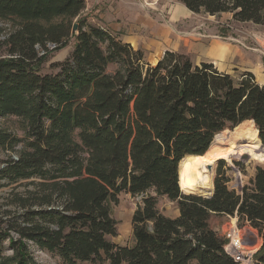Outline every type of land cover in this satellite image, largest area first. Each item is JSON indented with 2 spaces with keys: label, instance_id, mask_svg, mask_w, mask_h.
Returning <instances> with one entry per match:
<instances>
[{
  "label": "trees",
  "instance_id": "trees-1",
  "mask_svg": "<svg viewBox=\"0 0 264 264\" xmlns=\"http://www.w3.org/2000/svg\"><path fill=\"white\" fill-rule=\"evenodd\" d=\"M179 1L195 14L264 27V0ZM86 10L85 0H0V148L16 154L0 167V188L39 180L17 198V213L0 208V264H36L29 244L66 264H237L211 227L215 217L259 231L253 264H264V168L241 194L229 187L225 158L210 163L201 197L181 182L184 161L207 156L227 135L248 130L264 147V84L251 73L237 82L181 53L148 64L141 50L88 22ZM72 39L70 58L42 74L50 46ZM14 117L23 139L2 127ZM123 192L143 196L132 216L135 244L124 248L109 240L118 236L110 202ZM163 197L179 217L160 212Z\"/></svg>",
  "mask_w": 264,
  "mask_h": 264
},
{
  "label": "rangeland",
  "instance_id": "rangeland-1",
  "mask_svg": "<svg viewBox=\"0 0 264 264\" xmlns=\"http://www.w3.org/2000/svg\"><path fill=\"white\" fill-rule=\"evenodd\" d=\"M86 1V0H85ZM178 1V0H174ZM93 14V12H92ZM88 15V14H87ZM84 17H87L88 16ZM230 17L229 14H223V16L218 17V19L211 20V18H201V20L205 22L209 21H216L214 24L220 26L222 29H218V36L221 38H228L229 43L233 46L240 48V56L238 55L233 61H229L225 63V65H219V70L222 72L229 71L231 76L236 79L237 82L241 79V75L244 73H252V75L256 78L257 82L264 81V27L263 26H256V25H244V24H236ZM98 17H96L95 22L89 21L91 24H98L100 21H97ZM102 26V25H101ZM137 35L136 33L134 34ZM115 36V35H114ZM121 40V36H117V38ZM75 46V39L69 43L68 46L54 51V47H50L52 51L51 56L49 57V61L44 64L42 74H56L58 71L52 68V65L62 63L66 61L72 55L73 49ZM218 58V57H217ZM150 61V60H149ZM148 63V61L146 60ZM151 62L154 63V59H151ZM227 65V66H226ZM117 70L116 66H110L108 69L109 73H114ZM2 127L5 131H9L10 133L16 135L18 138L23 139L26 136L24 130L23 121L17 117L14 118H7L1 120ZM230 130V129H228ZM239 133V132H236ZM250 134V131L248 132ZM235 134V133H234ZM227 135V137H231L232 135ZM256 138L257 136L253 134ZM225 137V138H227ZM242 139V138H241ZM224 140V139H222ZM243 139L240 143H243ZM222 142V141H220ZM232 144V141H228ZM255 146L250 148L253 149L251 152L247 153L250 155L248 160H230L232 158V154L236 153H243V152H232V153H225L221 150H215L219 148L218 146L221 145L216 144L214 145L210 153L207 155V162L202 166L201 173L199 176V183L198 189L193 195H199L204 193V182L208 175L210 174V170L208 167L210 163L213 162L215 159H228L229 161H225L224 172L226 173L227 177L229 176L230 182L229 187L231 190H235L238 194L242 193V190L245 186H251V181L255 177L257 170L259 167L264 168V147H260V140L258 138L255 141ZM249 149V150H250ZM15 156L9 151L3 150L0 148V167L5 166L6 160H8L11 156ZM251 160V161H250ZM220 161H218L215 170L216 175L218 172ZM32 180L39 182V180L31 179L30 181H22L17 183L16 185L10 187H1L0 188V208L3 210L13 211L16 212L17 206L16 201L17 198H27L28 193L35 192V185L30 184ZM185 190V189H184ZM186 192V191H185ZM154 195V192L151 193ZM143 196L138 195V197H133L130 194L124 193L118 196V204L110 202L111 208V215L114 218L118 225H117V237H109V240L114 244L118 245L119 247L128 246L132 247L135 244L134 240V233L132 232V216L134 212L138 209L140 205H142ZM158 207L160 212L166 217L177 218L179 215L178 211V204L176 202H172L169 199L163 197L158 199ZM37 208V207H35ZM17 213V212H16ZM236 224L239 230L243 231L244 235L247 233L249 234V230L253 233L257 234L261 239L258 241V245L256 247V253L262 247V238L260 237L259 231L253 229L249 224L240 225L238 223V218L233 217H215L211 220V227L212 229L216 230L217 233L221 238H224V233L227 229ZM225 239V238H224ZM28 250L31 252L32 257L36 264H66L63 262L59 257L47 253L45 251H41L38 249L34 244L28 245ZM6 257L8 259H12L13 252H11L9 245L6 244ZM255 253V254H256ZM12 264V263H6ZM79 264H92V263H79ZM94 264H100L95 262ZM108 264V263H103ZM193 264H198L194 262Z\"/></svg>",
  "mask_w": 264,
  "mask_h": 264
},
{
  "label": "crops",
  "instance_id": "crops-1",
  "mask_svg": "<svg viewBox=\"0 0 264 264\" xmlns=\"http://www.w3.org/2000/svg\"><path fill=\"white\" fill-rule=\"evenodd\" d=\"M86 7L88 22H95L98 17L100 22L96 26L112 36L120 35L122 42L141 50L145 61L151 65L159 62L167 52L184 54L198 66L213 63L217 68L240 56V48L229 43L228 38L217 35L222 28L214 24L216 21L201 20H214L229 13L220 16L195 14L179 0H86ZM220 72L231 75L228 70ZM258 83L263 85L264 81Z\"/></svg>",
  "mask_w": 264,
  "mask_h": 264
},
{
  "label": "bare ground",
  "instance_id": "bare-ground-1",
  "mask_svg": "<svg viewBox=\"0 0 264 264\" xmlns=\"http://www.w3.org/2000/svg\"><path fill=\"white\" fill-rule=\"evenodd\" d=\"M248 130H242V132L235 133L231 137L223 138L224 140H220L216 142V144L219 145L217 149L215 150H221L225 153H232V152H243L248 151L250 148L255 146L254 140L258 142V138H256L253 134L248 133ZM231 134V133H229ZM222 136V135H221ZM244 140L243 143H240L242 139ZM216 140V138H215ZM228 141H232V144ZM214 143V142H213ZM213 145V146H214ZM208 156L202 157H190L187 160L184 161L182 167H181V182L182 186H184V189L186 193L193 195L196 190L198 189V183H199V176L201 173V168L204 164L207 162ZM200 196L204 194H199ZM195 195V196H199Z\"/></svg>",
  "mask_w": 264,
  "mask_h": 264
},
{
  "label": "built area",
  "instance_id": "built-area-1",
  "mask_svg": "<svg viewBox=\"0 0 264 264\" xmlns=\"http://www.w3.org/2000/svg\"><path fill=\"white\" fill-rule=\"evenodd\" d=\"M224 238L225 251L237 264L254 263L257 243L261 240L257 234L249 230V234L244 235L243 231L233 224L224 233Z\"/></svg>",
  "mask_w": 264,
  "mask_h": 264
},
{
  "label": "water",
  "instance_id": "water-1",
  "mask_svg": "<svg viewBox=\"0 0 264 264\" xmlns=\"http://www.w3.org/2000/svg\"><path fill=\"white\" fill-rule=\"evenodd\" d=\"M75 29H76V27H75ZM262 145H264L263 143H262ZM186 157H188V156H186ZM249 159V156L248 155H244L243 156V158H242V160H248ZM180 165H181V163L179 164V167H178V171H179V169H180ZM209 170H212V168L211 167H209ZM179 174H180V171H179ZM179 180H180V178H179ZM180 183V182H179ZM183 192V191H182ZM214 195V194H213ZM201 197V196H200Z\"/></svg>",
  "mask_w": 264,
  "mask_h": 264
}]
</instances>
